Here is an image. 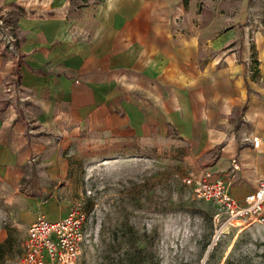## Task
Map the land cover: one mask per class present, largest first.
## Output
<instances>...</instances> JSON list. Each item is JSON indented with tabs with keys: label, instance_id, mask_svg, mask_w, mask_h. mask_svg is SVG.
<instances>
[{
	"label": "crops",
	"instance_id": "0c3cea01",
	"mask_svg": "<svg viewBox=\"0 0 264 264\" xmlns=\"http://www.w3.org/2000/svg\"><path fill=\"white\" fill-rule=\"evenodd\" d=\"M250 1L0 0L18 28V84L35 123L30 136L21 109L0 110V185L22 222L67 215V150L87 131L143 144L174 132L248 200L264 178V44ZM243 222L264 236V214Z\"/></svg>",
	"mask_w": 264,
	"mask_h": 264
},
{
	"label": "rangeland",
	"instance_id": "374dc122",
	"mask_svg": "<svg viewBox=\"0 0 264 264\" xmlns=\"http://www.w3.org/2000/svg\"><path fill=\"white\" fill-rule=\"evenodd\" d=\"M250 7L264 44V0H251ZM249 39L251 71L258 72L255 35ZM19 59L0 43L2 112H21L17 105L11 108ZM67 151L72 161L61 201L68 211L81 208L88 214L78 264H264V236L194 195L186 181L205 168L191 160L190 147L174 132L157 144H143L87 131ZM12 196L0 185V245L5 247L0 264H19L27 238Z\"/></svg>",
	"mask_w": 264,
	"mask_h": 264
},
{
	"label": "built area",
	"instance_id": "2783aa9c",
	"mask_svg": "<svg viewBox=\"0 0 264 264\" xmlns=\"http://www.w3.org/2000/svg\"><path fill=\"white\" fill-rule=\"evenodd\" d=\"M18 28L6 12L0 11V43H4L8 50L17 59L20 54L17 47ZM14 91V104L22 110L28 123V134H35V123L30 122L26 113V100L20 91L19 84ZM60 134L52 137V143H60ZM257 148L260 141L244 138ZM40 156L33 153L32 161L37 163ZM234 160V164H236ZM236 168V167H235ZM198 178L186 181L192 183L194 195L203 201L217 203L223 208L229 220L251 222L259 221L264 214V178L257 181V187L252 196L245 202H240L230 194V185L226 178L216 176L205 170ZM88 214L81 208H73L67 215L58 220L51 221L41 218L34 222L27 231V238L22 245L19 264H78L82 248L87 240Z\"/></svg>",
	"mask_w": 264,
	"mask_h": 264
},
{
	"label": "trees",
	"instance_id": "16d2710c",
	"mask_svg": "<svg viewBox=\"0 0 264 264\" xmlns=\"http://www.w3.org/2000/svg\"><path fill=\"white\" fill-rule=\"evenodd\" d=\"M4 249H5L4 245H0V262L4 256ZM136 251H137V254H142V250L136 249Z\"/></svg>",
	"mask_w": 264,
	"mask_h": 264
},
{
	"label": "bare ground",
	"instance_id": "6f19581e",
	"mask_svg": "<svg viewBox=\"0 0 264 264\" xmlns=\"http://www.w3.org/2000/svg\"><path fill=\"white\" fill-rule=\"evenodd\" d=\"M225 137V136H224ZM223 138V137H222ZM218 139H221V138H218ZM221 141H222V139H221ZM221 143V142H220ZM219 144V143H218ZM233 221H237V220H233Z\"/></svg>",
	"mask_w": 264,
	"mask_h": 264
}]
</instances>
